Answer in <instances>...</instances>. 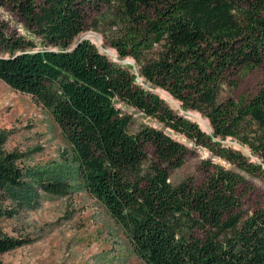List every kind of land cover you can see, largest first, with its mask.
<instances>
[{
    "label": "trees",
    "instance_id": "obj_1",
    "mask_svg": "<svg viewBox=\"0 0 264 264\" xmlns=\"http://www.w3.org/2000/svg\"><path fill=\"white\" fill-rule=\"evenodd\" d=\"M0 9L17 15L44 47L9 34L0 17V80L52 114L88 191L141 260L264 264V204L248 213L239 194L249 177L264 181V79L256 95L231 97L264 70V0H0ZM103 9L121 29L113 48L136 66L111 61L90 40L76 41L88 15ZM139 80L167 92L183 112L200 114L212 133ZM119 104L230 168L205 161L202 183L173 184L172 173L193 150L154 127L130 131L132 116ZM228 139L241 149L224 145ZM5 142L0 134V220L10 214L4 194L25 185L21 159ZM24 244L0 235V255Z\"/></svg>",
    "mask_w": 264,
    "mask_h": 264
},
{
    "label": "rangeland",
    "instance_id": "obj_2",
    "mask_svg": "<svg viewBox=\"0 0 264 264\" xmlns=\"http://www.w3.org/2000/svg\"><path fill=\"white\" fill-rule=\"evenodd\" d=\"M0 17L6 22L9 34L31 37L39 44L38 49L44 48L39 39L26 31L17 15L0 9ZM120 34L113 13L103 9L88 15L85 31L76 41L86 38L111 61L136 66L131 58L121 59L113 48ZM5 54L0 51V55ZM263 79V69L252 72L231 97L256 95ZM139 84L157 93L171 108L198 123L206 133H212L209 122L200 114L183 112L167 92L153 90L143 80H139ZM118 107L132 116L130 131L135 133L144 126L154 127L193 150L185 165L172 173L173 184L187 178L202 183L207 177L203 169L205 161L230 168L229 164L213 158L206 149L194 146L156 120L125 105ZM0 134L6 141L5 150L19 155V166L25 175L22 189L4 194L1 203L10 214L0 220V235L22 240L25 244L0 255V264H146L136 254L126 232L88 191L78 173L72 147L52 114L30 95L14 91L1 80ZM224 145L241 149L231 139ZM239 194L244 211L251 213L264 204V181L249 177Z\"/></svg>",
    "mask_w": 264,
    "mask_h": 264
},
{
    "label": "water",
    "instance_id": "obj_3",
    "mask_svg": "<svg viewBox=\"0 0 264 264\" xmlns=\"http://www.w3.org/2000/svg\"><path fill=\"white\" fill-rule=\"evenodd\" d=\"M83 40H88V39H86V38H83L81 41H83ZM81 41H80V42H81Z\"/></svg>",
    "mask_w": 264,
    "mask_h": 264
}]
</instances>
